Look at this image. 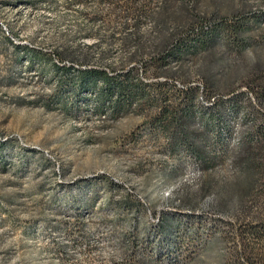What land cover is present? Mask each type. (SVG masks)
<instances>
[{
  "label": "rangeland",
  "instance_id": "obj_1",
  "mask_svg": "<svg viewBox=\"0 0 264 264\" xmlns=\"http://www.w3.org/2000/svg\"><path fill=\"white\" fill-rule=\"evenodd\" d=\"M257 11L0 0V264H225L255 211Z\"/></svg>",
  "mask_w": 264,
  "mask_h": 264
},
{
  "label": "trees",
  "instance_id": "obj_2",
  "mask_svg": "<svg viewBox=\"0 0 264 264\" xmlns=\"http://www.w3.org/2000/svg\"><path fill=\"white\" fill-rule=\"evenodd\" d=\"M250 24L264 21V11L249 13ZM258 75L254 78L257 86L253 93L259 104L264 102V82L261 80L263 71L256 68ZM260 117L259 136L253 142H248L239 148V153L234 157L236 163L248 171L251 175L249 187L245 191V197H252L255 211L248 219H236L238 226L234 228L231 237L232 251L225 264H264V116ZM261 158V159H260ZM246 198H237L236 208L244 207Z\"/></svg>",
  "mask_w": 264,
  "mask_h": 264
}]
</instances>
